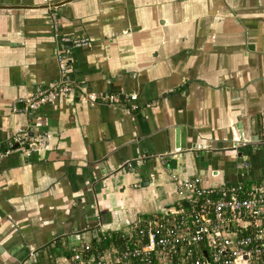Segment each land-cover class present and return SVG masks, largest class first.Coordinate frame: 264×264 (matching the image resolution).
Returning a JSON list of instances; mask_svg holds the SVG:
<instances>
[{"label": "crops", "instance_id": "1", "mask_svg": "<svg viewBox=\"0 0 264 264\" xmlns=\"http://www.w3.org/2000/svg\"><path fill=\"white\" fill-rule=\"evenodd\" d=\"M61 47L73 84L119 103L62 94L24 113ZM17 128L48 139L0 155V264H52L155 213L173 178L263 176L264 0H0V150Z\"/></svg>", "mask_w": 264, "mask_h": 264}, {"label": "built area", "instance_id": "2", "mask_svg": "<svg viewBox=\"0 0 264 264\" xmlns=\"http://www.w3.org/2000/svg\"><path fill=\"white\" fill-rule=\"evenodd\" d=\"M72 43L88 45L86 39ZM67 54L68 50L62 47L55 52V81L17 100L24 113L33 112L62 94L80 95L89 102L119 103L117 94L85 93L73 84L67 76ZM126 98L133 101L135 95ZM12 110H17L16 103ZM47 139V133L17 128L8 136L0 155L14 149L29 155L33 148L45 145ZM242 171L236 180L211 184L199 176L173 178L174 203L135 217L114 232H100L52 264H264V175L247 179V171ZM32 256L29 252L28 260L20 264H36Z\"/></svg>", "mask_w": 264, "mask_h": 264}, {"label": "water", "instance_id": "3", "mask_svg": "<svg viewBox=\"0 0 264 264\" xmlns=\"http://www.w3.org/2000/svg\"><path fill=\"white\" fill-rule=\"evenodd\" d=\"M175 131H177V130H175ZM176 133V132H175ZM177 134V133H176ZM255 139H256V137H255ZM252 141H253V139H252ZM177 145V137H176V135H175V146ZM239 155V154H238ZM0 251H1V248H0Z\"/></svg>", "mask_w": 264, "mask_h": 264}, {"label": "rangeland", "instance_id": "4", "mask_svg": "<svg viewBox=\"0 0 264 264\" xmlns=\"http://www.w3.org/2000/svg\"><path fill=\"white\" fill-rule=\"evenodd\" d=\"M58 258H59V256L58 257H55L53 260L59 262L60 260ZM50 264H51V262H50Z\"/></svg>", "mask_w": 264, "mask_h": 264}]
</instances>
